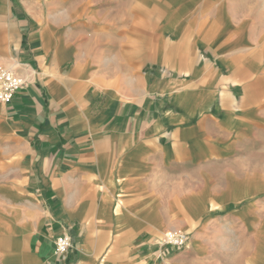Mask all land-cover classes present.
Instances as JSON below:
<instances>
[{
    "label": "crops",
    "instance_id": "0c3cea01",
    "mask_svg": "<svg viewBox=\"0 0 264 264\" xmlns=\"http://www.w3.org/2000/svg\"><path fill=\"white\" fill-rule=\"evenodd\" d=\"M0 67V264H264L263 7L0 0Z\"/></svg>",
    "mask_w": 264,
    "mask_h": 264
},
{
    "label": "built area",
    "instance_id": "2783aa9c",
    "mask_svg": "<svg viewBox=\"0 0 264 264\" xmlns=\"http://www.w3.org/2000/svg\"><path fill=\"white\" fill-rule=\"evenodd\" d=\"M24 86V80L13 69L0 67V102L7 104L11 101L14 93ZM188 240V234L180 230H168L164 233L161 241L165 245L175 248L183 247ZM71 246L68 235L55 238L54 253L65 254Z\"/></svg>",
    "mask_w": 264,
    "mask_h": 264
},
{
    "label": "rangeland",
    "instance_id": "374dc122",
    "mask_svg": "<svg viewBox=\"0 0 264 264\" xmlns=\"http://www.w3.org/2000/svg\"><path fill=\"white\" fill-rule=\"evenodd\" d=\"M247 5L251 8L253 4L260 5L264 9V0H244Z\"/></svg>",
    "mask_w": 264,
    "mask_h": 264
}]
</instances>
